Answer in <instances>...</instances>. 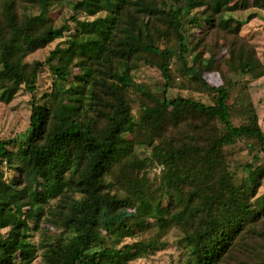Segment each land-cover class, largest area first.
Returning <instances> with one entry per match:
<instances>
[{"label":"trees","instance_id":"1","mask_svg":"<svg viewBox=\"0 0 264 264\" xmlns=\"http://www.w3.org/2000/svg\"><path fill=\"white\" fill-rule=\"evenodd\" d=\"M65 2L0 0V102L22 88L35 96L45 67L52 74L26 133L0 137V264H130L175 231L183 264H264V130L253 104L233 121L230 85L204 77L222 62L264 75L241 22L226 16L250 0H75L58 25ZM189 26L201 35L193 44ZM220 39L229 57H216ZM174 58L215 103L168 96ZM141 63L166 83L136 114ZM239 141L256 151L242 177L228 161Z\"/></svg>","mask_w":264,"mask_h":264},{"label":"rangeland","instance_id":"2","mask_svg":"<svg viewBox=\"0 0 264 264\" xmlns=\"http://www.w3.org/2000/svg\"><path fill=\"white\" fill-rule=\"evenodd\" d=\"M75 0H66L65 7H59L55 11V18L58 25L72 14L70 3ZM236 1V0H234ZM252 1L245 10L231 11L226 16H232L241 22V36L247 39L255 46L258 56L264 62V9L253 7ZM82 18L85 16L81 15ZM203 26V25H202ZM186 28V38L193 44L199 39V28ZM56 42L52 43L48 48L38 51L30 57V60H45L49 51L54 48ZM216 57L219 59L228 55L225 47V41L220 39L217 45ZM209 54L206 53V57ZM229 57V55H228ZM190 59V58H189ZM172 76L173 86L168 91L169 97L184 96L200 100L206 104H213L217 100V96L209 92H201L199 87L192 80L190 73L181 71L177 60H172ZM51 72L48 67L40 74L38 81V89L33 96L30 92L22 88L16 95L14 100L9 104L0 102V137L3 139L21 138L26 133L30 124L31 102L33 99L41 102V96L47 92L51 87ZM204 77L212 85H230L231 93L235 102L239 104L237 114L233 116V121L239 123L243 121V114L241 106L253 104L257 109L259 122L264 130V75L259 78H252L249 75H242L238 66L230 65L226 62L221 64H212L204 70ZM136 83L142 86L145 93L140 90H132L131 98L134 112L138 114L140 108V101L146 94L150 92H161L164 89L165 80L161 71L151 65L141 63V67L134 72ZM5 81H0V86L4 85ZM234 103V102H233ZM241 105V106H240ZM141 155H149L150 148L141 147L138 149ZM228 161L232 168L240 177L247 174V163L252 160L256 151H252L247 147L246 143L239 141L232 145L229 150ZM263 157L261 164L264 166V153L260 154ZM151 176L155 177L159 173V167L154 166L150 170ZM264 194V184L260 190ZM180 234L178 232L171 233L163 245H159L154 252H150L142 258L132 261L130 264H183L180 255L182 250L179 248L178 239ZM39 239V236L36 240ZM40 240V239H39ZM38 240V241H39Z\"/></svg>","mask_w":264,"mask_h":264}]
</instances>
